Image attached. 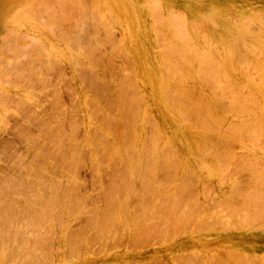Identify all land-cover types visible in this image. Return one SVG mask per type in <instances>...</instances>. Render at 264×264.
I'll return each mask as SVG.
<instances>
[{"label":"rangeland","instance_id":"374dc122","mask_svg":"<svg viewBox=\"0 0 264 264\" xmlns=\"http://www.w3.org/2000/svg\"><path fill=\"white\" fill-rule=\"evenodd\" d=\"M27 1H25L26 3L22 1L19 3L20 1L18 0H0V264H264V214L261 215L264 213L261 211L264 209V0H69L73 4H69L68 0H42L44 3L41 0L39 2L38 0ZM34 1H37L40 5ZM48 1L49 3L46 4ZM25 4L28 6L26 7ZM53 4L56 8H53ZM35 5L46 9L41 10V7L38 8ZM78 6L84 8V10L81 12V8H77ZM24 7L28 12L22 10ZM60 7L65 10H61ZM71 7L75 8L72 9ZM51 8L55 11H51ZM47 9L48 12L46 13L45 11L43 13ZM58 10L65 12L60 14ZM90 10L93 11V14ZM156 10L159 12H156ZM50 15L56 19H52ZM173 16L174 19L171 20ZM156 17L157 19H155ZM62 18H64V21ZM66 19L67 21H65ZM58 20L61 25L63 24L62 27L60 24L57 27H53ZM155 21L158 23H155ZM75 22H77V25ZM75 26H77L78 31L80 30L79 32ZM59 27L63 30V33H61L62 31H60ZM106 27L110 30L107 28V31ZM65 32L66 35H64ZM180 32L184 35L180 34ZM71 34L74 39L70 36ZM69 37L74 43L69 40ZM96 43H98V46ZM86 44L87 46L90 45L89 48L87 47L88 51L85 49ZM91 46L92 49L90 48ZM163 46L166 48L165 52L168 55L164 52ZM171 47H173V50L176 49L175 51L172 50L174 53L170 51ZM233 47H236L234 48L236 50H233L234 52H232ZM187 48L188 50H186ZM237 48H240L239 51ZM85 50L86 52H84ZM177 51L179 52L176 53ZM82 53L85 54L82 56ZM231 54L234 56L233 60ZM180 57H183L185 62ZM204 57L206 60H203ZM187 62L188 67H186ZM213 70L214 72H212ZM202 72L203 74H201ZM222 72L226 73H223V75L221 74ZM177 76H179L180 82H177ZM209 76H211L210 79L214 77L212 78L213 80L207 78ZM215 76L217 77L215 78ZM205 79L210 80V84ZM216 82L222 85L220 84L219 86ZM215 87L218 90L220 89V91L216 89V92H214ZM155 88L157 89L155 90ZM169 90L171 91V96ZM120 93L121 95H119ZM179 94L181 95L179 96ZM171 97L173 99H170ZM128 100H130V104L127 102ZM175 100L177 101L175 102ZM230 100L233 101L230 102ZM118 101L125 107L120 106ZM172 101L174 104L171 103ZM208 102L210 103L208 104ZM118 104L119 108H116ZM184 105L186 106L184 107ZM100 107L105 110L102 109V112ZM206 107L210 108L205 109ZM118 109H120L119 112L121 114H119ZM122 109L124 110L122 111ZM187 109L196 111L193 110L191 113ZM202 109H204L203 113L201 112ZM115 110L118 113L113 114L112 112L114 111L115 113ZM207 110L208 112L211 111L212 114L208 113ZM125 111L126 113H124ZM178 111L179 113L184 111L183 113L185 114L190 112L189 114L191 115L188 116L189 114H186V118L183 114L180 116ZM244 111L246 112L244 113ZM197 112L203 116L202 118L198 115V119L201 122L203 121L202 123L205 122L204 124L200 125L201 122H197L199 121L196 118L198 117ZM205 112L207 116L210 115L212 118L210 116L208 118ZM107 114L109 115L106 116ZM114 115L117 120L113 118ZM240 116L242 119L238 118ZM108 118L109 120L111 119L110 122L112 123L107 124L109 123ZM185 118L191 120L189 121L188 119L189 122H187ZM257 118L258 120H256ZM104 121L105 124L103 123ZM250 121L252 123L248 124ZM246 122L248 123L246 124ZM132 123H135V126ZM261 125L263 126L261 127ZM206 126L209 127L208 130ZM123 127L124 131L122 130ZM210 127L211 131H209ZM253 127H258V130L255 129L257 132H255ZM105 128H110L111 131L108 133L109 129H106V131ZM242 128L244 130H241ZM118 129L125 134L120 135ZM216 129L219 130L217 131ZM133 130L136 136H134ZM153 130L158 131V136L156 132L155 134L158 138L160 137L159 140H157V137L155 138ZM257 133L261 134L255 136L258 135ZM126 134L127 137L129 136L128 139ZM113 139H115V142ZM153 139L158 141L157 144L155 141V146L158 147H155L152 143L154 142ZM126 144V148L122 146V149H120L121 145L125 147ZM114 145L115 149L119 148L116 153L120 150L122 152L123 149L125 151L128 146L129 148H131L130 146H135V148L132 147L133 150L129 149L130 152H127L129 151L127 149L125 152L128 155L123 151L120 159H118L119 153L116 155L118 157L115 156V153H113L114 156H106L108 159L114 157L113 161L110 159L108 161L105 159L106 157L102 156H105L106 151L109 152L112 149L115 152ZM141 145L153 148L149 150L147 148V152H149L145 151V154ZM76 146H78L77 149L80 148L77 152L73 151L74 149L77 150ZM67 149L70 150L67 151ZM151 149L154 151H151ZM112 151L108 155L112 154ZM72 153L77 154L72 155ZM142 153L144 158L141 156ZM149 153H151L150 156ZM123 154L125 155L123 156ZM228 154L233 155L230 157L231 155L229 156ZM130 155L135 158H129L132 157ZM243 155L247 158L243 157ZM126 156L129 157L127 158ZM221 156L225 157L222 158ZM73 157L75 160H73ZM147 157L151 158V161H148ZM159 157L162 160L166 159L165 162ZM121 158L128 159V161L124 160V162L123 159L121 161ZM218 158H220V161ZM144 162L147 164H144ZM150 162L151 164L156 162L154 165L156 169L153 167L155 171L152 165L148 164ZM158 162L161 167L157 165ZM162 162L165 163V167ZM75 163L76 165L74 166ZM128 163L130 165L133 164L130 167ZM232 163L235 164L233 165ZM141 164L142 167L139 166ZM166 165L168 168H166ZM128 166L129 168H127ZM145 166L146 168H144ZM72 167L76 168L73 169ZM172 168L174 170L176 168V171ZM127 169L129 170L126 172L125 170ZM149 170L154 172V175L150 173L153 175L152 177L155 176V180L149 174ZM131 172H133L134 177ZM174 172L177 174H174ZM134 174L137 177L141 174L142 177H136V180ZM147 175L149 176L147 177ZM122 176H126L125 179ZM259 176L263 178V181L261 178L258 179ZM140 178H142V181ZM147 178H150L149 182ZM255 179L258 181H255ZM150 181L157 184V186H153V183L150 184ZM166 183L169 185H166ZM186 183L187 188L186 185L182 187ZM255 184H258V186ZM162 185L166 186L162 188ZM122 187L126 193H124L125 191ZM132 187L136 188V192L135 188L132 189ZM117 188L119 189L116 191ZM152 188L155 190H152ZM253 188L254 192L251 191ZM144 189L146 192L143 191ZM156 189L160 191H156ZM120 190L123 194L119 193ZM206 190H210V195ZM255 191L259 193V198L258 193L257 197H255ZM116 192L120 195H115V197L114 194ZM155 192H158V194L159 192L163 194L168 192L172 196L165 193L164 195L161 194L162 196L160 197V194L158 195ZM129 193H133L129 196L130 201L129 199L127 200ZM140 193L143 197L140 196ZM246 194L249 195V198H247L248 195ZM63 195L67 197L64 198L66 202L62 200ZM69 195L71 196L69 197ZM150 195H154L152 196V201L155 198L157 199L154 201V205L152 201L150 202ZM164 196L166 197L163 198ZM122 198L124 201L125 199L126 202L128 201L129 207L126 206L127 203ZM253 198L256 199L253 200ZM140 199H143V201ZM191 199L194 201H191ZM223 199L225 200L223 201ZM67 200L69 201L68 204H66ZM116 200L120 202L118 203L119 205ZM186 200L191 201V203L186 202ZM257 201H259L258 204ZM135 202L137 205H135ZM115 203L123 208L120 207L119 209ZM121 203L122 205H120ZM184 203H189L191 208L195 209L192 210L187 204L182 207ZM32 204L37 205L33 207ZM39 204L42 208L38 206ZM62 204L64 208L61 206ZM140 205L143 206L141 207ZM159 205L160 207H158ZM170 205L171 207H169ZM35 206H38L39 209ZM53 206L54 209L57 207L58 211H60L61 207V213L57 212V208L53 213ZM172 206H174L173 212L171 211ZM187 206L190 209H187ZM127 207L128 209H126ZM180 207L184 210L182 209L183 211H181ZM233 208L239 210L236 211ZM109 209L110 212L108 211ZM148 209L153 210L151 213L155 212L154 214L156 215H152ZM186 209L187 211H185ZM258 209L261 214H256ZM158 210L159 212H156ZM178 210L183 212L182 215H177ZM191 210L192 214L190 216L194 215L193 217L195 218L200 215L199 218L196 217L197 219H194L191 217L190 220L192 219V222L188 218L190 216L187 217V221L180 219L186 217L185 215H188L189 212L191 213ZM114 211L115 213H113ZM144 211L146 215H144ZM208 211L210 215L212 214L211 216H206L208 213L204 214V212ZM226 211H229L226 213L227 215L225 214ZM103 212L108 213L104 214ZM171 212L174 214L172 215ZM195 212L197 215H195ZM36 213L41 214V217L39 215L35 217ZM160 213L161 220H158ZM49 214H52L53 218L48 219ZM112 214H115L114 218ZM131 214H134V216ZM202 214L204 215L201 217ZM238 214H241L245 221ZM43 215L44 217H42ZM105 215L107 216L105 217ZM175 215L180 222L176 223L177 217H174L176 222L172 220ZM45 216L48 221H45L47 220ZM122 216L126 217L123 218ZM137 216L143 218L139 219ZM200 217L204 219H201L202 222ZM111 219H113V222ZM132 219H135V221H132ZM235 219L238 221H235ZM193 220L195 221L193 222ZM241 220L242 222H240ZM38 222L42 226L44 224V226H40ZM127 222L128 224H126ZM197 222L202 226H199ZM180 223L184 225L178 228ZM130 224L132 225L130 226ZM163 224L167 226L166 228L164 225L166 229L163 228ZM173 224L174 226L177 224V229H171ZM39 228L42 229L40 230ZM105 228L107 229L104 232ZM140 235L143 237L141 238ZM248 260H251V262ZM244 261L246 263H242Z\"/></svg>","mask_w":264,"mask_h":264},{"label":"bare ground","instance_id":"6f19581e","mask_svg":"<svg viewBox=\"0 0 264 264\" xmlns=\"http://www.w3.org/2000/svg\"><path fill=\"white\" fill-rule=\"evenodd\" d=\"M10 1H11V0H10ZM12 1H13V0H12ZM18 1H20L19 3H21V1H22V2H25L26 0H18ZM28 1H29V0H28ZM28 1H27V2H28ZM54 1H56V0H54ZM64 1H65V0H64ZM64 1H63V2H64ZM68 1H69V0H68ZM77 1H78V0H77ZM77 1H75V2H77ZM79 1H80V0H79ZM150 1H151V0H150ZM203 1H204V0H203ZM34 2L38 3L39 0H38V2H37V1H34ZM41 2H43V1L41 0ZM52 2H53V1H52ZM73 2H74V1H73ZM110 2H111V1H110ZM116 2H117V1H116ZM15 3H17V2H15ZM25 3H26V2H25ZM43 3H44V2H43ZM47 3H49V1L46 2V4H47ZM55 3H56V2H55ZM55 3H54V4H55ZM57 3H58V2H57ZM71 3H72V1H71ZM71 3H70V1H69V4H71ZM193 3H194V2H193ZM1 4H2V3H1ZM27 4H29V3H27ZM32 4H33V3H32ZM32 4H31V5H32ZM38 4H39V3H38ZM46 4H45V5H46ZM54 4H53L52 6H54ZM62 4H63V3H62ZM72 4H73V3H72ZM74 4H75V3H74ZM76 4H77V3H76ZM86 4H87V3H86ZM110 4H111V3H110ZM110 4H109V5H110ZM146 4H147V3H146ZM5 5H6V3H5ZM22 5H23V4H22ZM29 5H30V4H29ZM33 5H34V4H33ZM39 5H40V4H39ZM39 5H35V6H37L38 8H40L41 6L39 7ZM42 5H43V4H42ZM79 5H80V4H79ZM13 6H14V5H13ZM25 6L27 7L28 5L25 4ZM43 6H44V5H43ZM50 6H51V5H50ZM59 6H60V4H59ZM59 6H58V7H59ZM81 6H82V4H81ZM83 6H84V5H83ZM93 6H94V5H93ZM113 6H114V5H113ZM119 6H120V5H119ZM152 6H154V5H152ZM181 6H182V5H181ZM46 7H49V6H46ZM79 7H80V6H78L77 8H79ZM5 8H6V7H5ZM9 8H10V7H9ZM35 8H36V7H35ZM35 8H34V9H35ZM38 8H37V9H38ZM41 8H42V7H41ZM53 8H56V7L54 6ZM68 8H70V7H68ZM71 8H72V7H71ZM74 8H75V7H73L72 9H74ZM80 8H81V12H82V10H84V8H82V7H80ZM87 8H88V7H87ZM87 8H86V9H87ZM153 8H154V7H153ZM29 9H30V8H29ZM43 9H46V8L43 7L41 10H43ZM51 9H52V8H51ZM60 9H61V7H60ZM63 9H64V8H63ZM63 9H61V10H63ZM66 9H67V8H66ZM86 9H85V11H86ZM124 9H125V8H124ZM16 10H17V9H16ZM16 10H15V12L18 11V10H17V11H16ZM22 10H25V7H24V9L22 8ZM30 10H31V9H30ZM49 10H50V9H49ZM64 10H65V9H64ZM87 10H89V9H87ZM91 10H92V7H91ZM91 10H90V12H92V14H93V11H91ZM93 10H94V9H93ZM158 10H159V9H158ZM158 10H156V12H157ZM19 11H21V10L19 9ZM25 11L28 12V10H25ZM34 11H36V10H34ZM37 11H38V10H37ZM39 11H40V10H39ZM45 11H46V13H47V12H48V9H47V10H44L43 13H45ZM51 11L54 12L55 10L52 9ZM59 11H60V10H58V13H59ZM75 11H76V10H75ZM77 11H78V10H77ZM137 11H138V10H137ZM151 11H152V10H151ZM202 11H203V10H202ZM226 11H227V10H226ZM15 12H14V13H15ZM40 12H41V11H40ZM62 12H65V11H60V14H63ZM79 12H80V10H79ZM83 12H84V11H83ZM86 12H87V11H86ZM86 12H85V13H86ZM158 12H159V11H158ZM172 12H173V11H172ZM23 13H25V12L23 11ZM43 13H40V14H43ZM56 13H57V12H56ZM5 14H6V12H5ZM12 14H13V13H12ZM15 14H16V13H15ZM54 14H55V13H54ZM66 14H67V13H66ZM73 14H74V13H73ZM89 14H90V13H89ZM154 14H157V13H154ZM158 14H160V13H158ZM221 14H222V13H221ZM17 15H18V14H17ZM33 15H34V14H33ZM46 15H48V14H46ZM52 15H53V14H52ZM78 15H79V14H78ZM86 15H88V14H86ZM86 15H85V17H86ZM174 15H175V14H174ZM10 16H11V15H10ZM10 16H9V17H10ZM14 16H15V15H14ZM23 16H24V15H23ZM68 16H70V15H68ZM81 16H82V15H81ZM90 16H91V14H90ZM175 16H176V15H175ZM0 17H1V16H0ZM2 17H3V16H2ZM7 17H8V15H7ZM44 17H45V16H44ZM50 17H51V15H50ZM56 17H57V16H56ZM62 17H63V16H62ZM79 17H80V16H79ZM16 18H18V17H16ZM51 18H52V17H51ZM70 18H71V17H70ZM73 18H74V17H73ZM83 18H84V17H83ZM1 19H2V18H1ZM3 19H4V18H3ZM24 19H25V18H24ZM38 19L40 20V18H38ZM42 19H43V18H42ZM52 19L55 20L56 18H52ZM67 19H68V17H67ZM67 19H66L65 21H67ZM79 19H80V18H79ZM93 19H94V18H93ZM108 19H110V18L108 17ZM155 19H157V17H156ZM173 19H174V16L172 17L171 20H173ZM175 19H177V18H175ZM19 20H21V19H19ZM43 20H44V19H43ZM62 20L64 21V18H62ZM70 20H71V19H70ZM76 20L78 21V19H76ZM87 20H88V19H87ZM97 20H98V19H97ZM103 20H105V19H103ZM178 20H179V19H178ZM209 20H210V19H209ZM9 21H10V20H9ZM71 21H72V20H71ZM90 21H91V20H90ZM158 21H159V20H158ZM174 21H176V20H174ZM189 21H190V20H189ZM210 21H212V20H210ZM41 22H42V20H41ZM54 22H56V21H54ZM58 22H59V20H58ZM58 22H57V24L54 23V24H56V25L53 26V27H57V25L60 24V22H59V23H58ZM78 22H79V21H78ZM170 22H171V21H170ZM170 22H169V23H170ZM64 23H66V22H64ZM67 23H68V22H67ZM75 23H76V25H77V22H75ZM80 23H81V21H80ZM91 23H92V22H91ZM98 23H99V22H98ZM155 23H158V22L155 21ZM54 24H53V25H54ZM170 24H171V23H170ZM49 25H50V24H49ZM62 25H63V24H62ZM62 25L60 24L61 27H62ZM72 25H73V24H72ZM97 25H98V24H97ZM158 25H159V24H158ZM160 25H161V23H160ZM162 25H163V23H162ZM213 25H215V24H213ZM47 26H48V25H47ZM58 26H59V25H58ZM78 26H79V25H78ZM80 26H82V25H80ZM102 26H104V25H102ZM124 26H125V25H124ZM75 27H76V29H77V26H75ZM229 27H230V26H229ZM59 28H60V27H59ZM72 28L74 29V27H72ZM72 28H71V29H72ZM101 28H102V27H101ZM107 28H108V27H106V29H107ZM180 28H182V27L180 26ZM56 29H58V28H56ZM56 29H55V30H56ZM60 29H61V28H60ZM60 29H59V30H60ZM71 29H70V32H71ZM73 29H72V30H73ZM108 29H109V28H108ZM108 29H107V31H108ZM131 29H132V28H131ZM232 29H233V28H232ZM53 30H54V29H53ZM81 30H82V29H81ZM98 30H99V29H98ZM103 30H104V29H103ZM109 30H110V29H109ZM176 30H177V29H176ZM60 31H62L61 33H63V30H62V29H61ZM77 31H78V29H77ZM79 31H80V30H79ZM79 31H78V32H79ZM104 31H105V30H104ZM111 31H112V29H111ZM178 31H179V30H178ZM222 31H223V30H222ZM83 32H84V31H83ZM95 32H96V30H95ZM158 32L160 33V31H158ZM14 33H15V32H14ZM132 33H133V32H132ZM178 33H179V32H178ZM181 33H182V32H180V34H181ZM72 34H73V33H72ZM72 34H71L70 36H72V37H73L72 39H74V36H73ZM77 34H78V33H77ZM79 34H80V33H79ZM182 34H183V33H182ZM205 34H206V33H205ZM64 35H66V32L64 33ZM68 35H69V33H68ZM84 35H85V34H84ZM89 35H90V34H89ZM96 35H97V33H96ZM183 35H184V34H183ZM183 35H181V36H183ZM10 36H11V35H10ZM18 36H20V35H18ZM62 36H63V35H62ZM92 36H93V35H92ZM259 36H260V35H259ZM75 37H76V36H75ZM95 37H96V36H95ZM183 37H185V36H183ZM208 37H209V36H208ZM247 37H248V36H247ZM65 38H66V36H65ZM72 39H70V37H69V40H71V42H72ZM78 39H79V38H78ZM202 39H203V38H202ZM217 39H218V38H217ZM62 40H63V39H62ZM67 40H68V39H67ZM67 40H66V41H67ZM92 40H93V39H92ZM189 40H190V39H189ZM227 40H228V39H227ZM96 41H97V40H96ZM161 41H162V39H161ZM224 41H225V39H224ZM67 42H68V41H67ZM71 42H70V43H71ZM159 42H160V41H159ZM189 42H190V41H189ZM191 42H192V40H191ZM72 43H74V41H73ZM77 43H78V41H77ZM99 43H100V42H99ZM238 43H239V42H238ZM255 43H256V42H255ZM80 44H81V43H80ZM88 44H89V42H88ZM97 44H98V43H96V45H97ZM170 44H171V43H170ZM233 44H234V43H233ZM263 44H264V43H263ZM91 45H92V44H91ZM99 45H100V44H99ZM165 45L167 46V44H165ZM186 45H187V44H186ZM236 45H237V44H236ZM241 45H242V44H241ZM67 46H69V45H67ZM79 46H80V45H79ZM82 46H83V44H82ZM89 46H90V45H89ZM89 46H87V44H86V46H85L86 48H85V49L87 50V47L89 48ZM97 46H98V45H97ZM248 46H249V45H248ZM83 47H84V46H83ZM83 47H82V48H83ZM93 47H94V46H93ZM169 47H170V46H169ZM174 47H175V44H174ZM188 47H190V46H188ZM237 47H238V46H237ZM241 47H242V46H241ZM13 48H14V47H13ZM21 48H22V47H21ZM68 48H69V47H68ZM79 48H81V47H79ZM79 48H77V49H79ZM90 48L92 49V46H91ZM163 48H164V46H163ZM167 48H168V47H167ZM192 48H193V47H192ZM234 48H236V47H233L232 52H234L233 50H236V49H234ZM242 48H243V47H242ZM91 49H90V50H91ZM165 49H166V48L163 49L164 52H165ZM168 49H169V48H168ZM237 49H238V48H237ZM239 49H240V48H239ZM239 49H238V51H239ZM70 50H71V48H70ZM86 50H85L84 52H86ZM90 50H89V51H90ZM93 50H94V48H93ZM172 50H173V47L170 48V51H171V52H172ZM175 50H176V49H174L173 51H175ZM183 50H185V49H183ZM186 50H188V48H187ZM245 50H246V49H245ZM245 50H244V51H245ZM248 50L251 51L250 49H248ZM58 51H59V50H58ZM74 51H75V50H74ZM87 51H88V50H87ZM96 51H97V49H96ZM64 52H65V51H64ZM79 52H80V51H79ZM178 52H179V51H177L176 53H178ZM185 52H186V51H185ZM76 53H77V52H76ZM87 53H90V52H87ZM87 53H86V54H87ZM165 53H166V52H165ZM172 53H174V52H172ZM190 53H191V52H190ZM202 53H203V52H202ZM239 53H240V52H239ZM83 54H85V53H82V56H83ZM91 54H92V53H91ZM186 54H189V53H186ZM194 54H196V53L194 52ZM200 54H201V53H200ZM207 54H209V53H207ZM245 54H246V53H245ZM89 55H90V54H89ZM93 55H94V54H93ZM166 55H168V54L166 53ZM172 55H173V54H172ZM196 55H197V54H196ZM196 55H195V56H196ZM210 55H211V54H210ZM233 55H234V54H233ZM240 55H241V54H240ZM55 56H56V55H55ZM75 56H76V55H75ZM183 56H184V55H183ZM204 56L206 57V55H204ZM89 57H90V56H89ZM177 57H178V56H177ZM185 57H186V56H185ZM196 57H197V56H196ZM205 57L203 58V60L205 59ZM231 57H232V60H233V57H234V56H232V54H231ZM231 57H230V58H231ZM242 57H243V56H242ZM242 57H241V58H242ZM252 57H253V56H252ZM252 57H251V58H252ZM190 58H191V57H190ZM201 58H202V56H201ZM201 58H200V59H201ZM210 58H211V56H210ZM65 59H66V58H65ZM71 59H72V57H71ZM82 59H83V58H82ZM180 59H181V60H182V59L184 60L183 57H182V58L180 57ZM86 60H88V59H86ZM95 60H96V59H95ZM98 60H99V59H98ZM171 60H172V59H171ZM195 60H196V59H195ZM205 60H206V59H205ZM213 60H214V59H213ZM242 60H243V59H242ZM249 60H250V59H249ZM71 61H72V60H71ZM197 61H198V59H197ZM199 61H200V60H199ZM224 61H225V60H224ZM244 61H245V60H244ZM97 62H98V61H97ZM179 62H180V61H179ZM183 62H185V60H184ZM194 62H195V61H194ZM238 62H239V61H238ZM76 63H77V62H76ZM87 63H88V61H87ZM90 63H91V62H90ZM181 63H182V62H181ZM190 63H191V62H190ZM206 63H207V62H206ZM214 63H215V62H214ZM174 64H175V63H174ZM187 64H188V62L186 63V67H188ZM210 64H211V63H210ZM236 64H237V63H236ZM241 64H242V63H241ZM108 65H109V64H108ZM249 65H250V64H249ZM145 66H146V65H145ZM169 66H170V64H169ZM179 66H180V65H179ZM190 66H191V65H190ZM199 66H200V65H199ZM228 66H229V65H228ZM237 66H238V65H237ZM81 67H82V66H81ZM165 67H166V65H165ZM167 67H168V66H167ZM173 67H175V66H173ZM182 67H183V66H182ZM88 68H89V67H88ZM169 68H170V67H169ZM197 68H199V67H197ZM208 68H209V67H208ZM211 68H212V67H211ZM217 68H218V67H217ZM238 68H239V67H238ZM170 69H171V68H170ZM183 69H184V67H183ZM192 69H193V68H192ZM89 70L91 71V69H89ZM174 70H175V69H174ZM177 70H178V68H177ZM188 70H189V69H188ZM249 70H250V69H249ZM31 71H32V70H31ZM108 71H109V70H108ZM179 71H180V70H179ZM200 71H201V70H200ZM208 71H209V69H208ZM204 72H205V71H204ZM212 72H214V70H213ZM215 72H216V71H215ZM223 73H224V72H222L221 74H223ZM225 73H226V72H225ZM225 73H224V74H225ZM260 73H261V72H260ZM201 74H203V72H202ZM224 74H223V75H224ZM176 75H177V74H176ZM205 75H206V73H205ZM223 75H222V76H223ZM249 75H250V74H249ZM110 76H111V75H110ZM135 76H136V75H135ZM169 76H170V75H169ZM169 76H168V77H169ZM183 76H184V75H183ZM194 76H195V75H194ZM94 77H95V76H94ZM168 77H167V78H168ZM171 77H172V76H171ZM178 77H179V76H177V79H178ZM186 77H187V76H186ZM205 77H206V76H205ZM210 77H211V76H209V77H207V78L210 79ZM216 77H217V76H215V78H216ZM218 77H219V76H218ZM250 77H251V75H250ZM169 78H170V77H169ZM187 78H188V77H187ZM192 78H193V77H192ZM201 78H202V77H201ZM212 78H214V77H212ZM212 78H211L210 80H213ZM227 78H228V76H227ZM22 79H23V78H22ZM108 79H109V78H108ZM110 79H111V78H110ZM185 79H186V78H185ZM219 79H220V78H219ZM225 79H226V76H225ZM251 79H252V78H251ZM205 80H207V79H205ZM205 80H204V81H205ZM210 80H209V81H210ZM226 80H227V79H226ZM163 81H164V80H163ZM173 81H174V80H173ZM180 81H181L180 79L177 80V82H180ZM189 81H191V80H189ZM209 81L207 80L206 82L209 83ZM32 82H33V81H32ZM130 82H131V81H130ZM130 82H129V83H130ZM175 82H176V81H175ZM177 82H176V83H177ZM183 82H184V81H183ZM207 83H206V85H207ZM211 83L213 84L212 81H211ZM217 83H218V82H216V84H217ZM178 84H179V83H178ZM209 84H210V83H209ZM209 84H208V85H209ZM216 84H215V86H216ZM218 84H219V83H218ZM220 84H221V83H220ZM220 84H219V86H220ZM121 85H122V84H121ZM129 85H130V84H129ZM221 85H222V84H221ZM176 86H177V85H176ZM133 87H134V86H133ZM163 87H164V86H163ZM117 88H118V87H117ZM121 88H122V87H121ZM129 88H130V87H129ZM261 88H262V87H261ZM156 89H157V88H155V90H156ZM203 89H204V88H203ZM216 89H217V88L215 87L214 92H216ZM119 90H120V89H119ZM131 90H132V89H131ZM137 90H139V89H137ZM217 90H218V89H217ZM169 91H170V90H169ZM218 91H220V89H219ZM121 92H122V91H121ZM127 92H128V91H127ZM166 92H167V91H166ZM182 92H183V91H182ZM184 92H186V91H184ZM209 92H210V91H209ZM167 93H168V92H167ZM175 93H176V91H175ZM175 93H174V94H175ZM211 93H212V92H211ZM126 94H127V93H126ZM130 94H131V93H130ZM163 94H164V93H163ZM163 94H162V95H163ZM168 94H169V93H168ZM168 94H167V95H168ZM189 94H190V93H189ZM250 94H251V93H250ZM119 95H121V93H120ZM122 95H123V92H122ZM140 95H141V93H140ZM140 95H139V96H140ZM180 95H181V94H179V96H180ZM215 95H216V94H215ZM231 95H232V94H231ZM231 95H230V96H231ZM234 95H235V94H234ZM256 95H257V94H256ZM168 96H169V95H168ZM170 96H171V91H170ZM170 96H169V97H170ZM179 96H178V97H179ZM187 96H188V95H187ZM192 96H193V94H192ZM223 96H224V95H223ZM226 96H227V95H226ZM250 96H252V95H250ZM250 96H249V97H250ZM116 97L118 98V96H116ZM119 97H120V96H119ZM121 97H122V96H121ZM166 97H167V96H166ZM232 97H233V99H235L234 96H232ZM97 98H98V97H97ZM113 98H114V97H113ZM123 98H124V97H123ZM131 98H132V97H131ZM181 98H183V97L181 96ZM191 98H192V97H191ZM191 98H190V99H191ZM115 99H116V98H115ZM134 99H135V98H134ZM170 99H173V98L171 97ZM175 99H177V98H175ZM226 99H227V98H226ZM226 99H225V100H226ZM178 100H179V99H178ZM217 100H218V98H217ZM129 101H130V100H128L127 102H129ZM173 101H174V100H173ZM173 101H172L171 103H173ZM176 101H177V100H175V102H176ZM207 101H209V100H207ZM231 101H233V100H230V102H231ZM90 102H91V101H90ZM108 102H109V101H108ZM116 102H117V101H116ZM119 102H120V101H118V103H119ZM121 102H122V101H121ZM123 102H124V101H123ZM127 102H126V103H127ZM134 102H135V101H134ZM164 102H165V101H164ZM188 102H189V101H188ZM192 102H193V101H192ZM201 102H202V100H201ZM257 102H258V101H257ZM96 103H97V102H96ZM98 103H99V102H98ZM181 103H182V102H181ZM181 103H180V104H181ZM209 103H210V102H208V104H209ZM214 103H215V102H214ZM254 103H256V102H254ZM254 103H253V104H254ZM116 104H117V103H116ZM119 104H120V106H124V105H121V103H119ZM119 104H118L117 106L115 105L116 108H119ZM129 104H130V102H129ZM131 104H132V102H131ZM173 104H174V103H173ZM178 104H179V103H178ZM183 104H184V103H183ZM201 104H202V103H201ZM226 104H227V103H226ZM228 104H229V103H228ZM239 104H241V103H239ZM99 105H100V104H99ZM157 105H158V104H157ZM175 105H176V103H175ZM195 105H196V104H195ZM198 105H199V104H198ZM206 105H207V104H206ZM215 105H216V104H215ZM221 105H222V104H221ZM243 105H244V104H243ZM100 106H101V105H100ZM106 106H107V105H106ZM131 106H132V105H131ZM169 106H170V105H169ZM185 106H186V105H184V107H185ZM202 106H203V105H202ZM217 106H218V105H217ZM223 106H224V105H223ZM232 106L234 107V105H232ZM232 106H231V108H232ZM257 106H258V105H257ZM97 107H98V106H97ZM103 107H104V106H103ZM112 107H113V106H112ZM124 107H125V106H124ZM129 107H130V106H129ZM137 107H138V106H137ZM235 107L238 109V107H237L236 105H235ZM242 107H243V106H242ZM100 108H101V107H100ZM108 108H109V107H108ZM131 108H132V107H131ZM193 108H194V107H193ZM207 108H208V107H206L205 109H207ZM209 108H210V107H209ZM209 108H208V109H209ZM246 108H247V107H246ZM246 108H245V110H246ZM257 108H258V107H257ZM102 109L105 110L104 108H101V111H102ZM120 109H121V108H120ZM120 109H118V112L120 111ZM129 109H130V108H129ZM129 109H128V110H129ZM138 109H139V108H138ZM172 109H173V108H172ZM174 109H176V108H174ZM177 109H178V108H177ZM196 109H197V108H196ZM242 109H243V108H242ZM249 109H250V108H249ZM98 110H99V109H98ZM110 110H111V108H110ZM123 110H124V109H122V111H123ZM187 110H188V109H187ZM187 110H185V111H187ZM189 110H190V109H189ZM189 110H188V111H189ZM193 110H194V109H193ZM193 110H192V111H193ZM203 110H204V109H202V111H201L202 113H203ZM214 110H215V109H214ZM243 110H244V109H243ZM247 110H248V109H247ZM58 111H59V110H58ZM115 111H116V110H115ZM126 111H127V110H126ZM126 111H125L124 113H126ZM136 111H137V110H136ZM190 111H191V110H190ZM192 111H191V113H192ZM194 111H196V110H194ZM91 112H92V111H91ZM93 112H94V110H93ZM96 112H97V110H96ZM96 112H95V114H96ZM98 112H99V111H98ZM102 112H103V111H102ZM104 112H105V111H104ZM118 112L116 111V112L114 113V111H113L112 113H113V114H116V113H118ZM128 112H129V111H128ZM128 112H127V113H128ZM183 112H184V111H183ZM183 112H182V113H181V112L179 113V111H178V114H179L180 116H181V114H183V116L185 115V117H186V116L190 113V112H189L188 114L186 113V114H187V115H186V114L183 113ZM207 112H208V110H207ZM242 112H243V111H242ZM245 112H246V111H244V113H245ZM253 112H254V111H253ZM100 113H101V112H100ZM176 113H177V112H176ZM194 113H195V112H194ZM205 113H206V112H205ZM205 113H204V114H205ZM208 113L212 114L211 111L208 112ZM232 113H233V112H232ZM237 113H239V112L237 111ZM237 113H235V114H237ZM249 113H250V112H249ZM249 113H248V114H249ZM119 114H121V113L119 112ZM122 114H123V113H122ZM135 114H136V112H135ZM240 114H241V113H240ZM240 114H239V115H240ZM251 114H252V113H251ZM258 114H259V113H258ZM59 115H60V114H59ZM108 115H109V114H107L106 116H108ZM111 115H112V114H111ZM166 115H167V114H166ZM190 115H191V114H189L188 116H190ZM193 115H194V114H193ZM198 115L201 116V114H199V113L197 112V116H198ZM202 115H203V114H202ZM205 115L207 116V113H206ZM114 116H115V115H114ZM114 116H113V118L116 119L117 117H116V116L114 117ZM120 116L122 117V115H120ZM132 116H133V114H132ZM148 116H149V115H148ZM199 116L196 117V118L198 119ZM208 116H210V115H208ZM208 116H207V117H208ZM214 116H215V115H214ZM222 116H223V115H222ZM245 116H246V115H245ZM91 117H92V116H91ZM109 117H110V116H109ZM169 117H170V116H169ZM201 117L203 118V116H201ZM210 117L212 118V116H210ZM251 117H252V116H251ZM92 118H93V117H92ZM96 118H97V117H96ZM111 118H112V116H111ZM113 118H112V119H113ZM118 118H119V117H118ZM136 118H137V117H136ZM186 118H187V117H186ZM186 118H185V119H186ZM208 118H209V117H208ZM211 118H210V119H211ZM238 118L242 119L241 116L238 117ZM254 118H255V117H254ZM115 119H114V121H115ZM188 119H189V118H188ZM188 119H186L187 122H189V121L192 119V117H191V119H189V121H188ZM205 119H206V117H205ZM205 119H204V120H205ZM215 119H216V118H215ZM56 120H57V119H56ZM97 120H98V119H97ZM105 120H106V118H105ZM108 120H109V118H108ZM110 120H111V119H110ZM110 120H109V123H107V122H106V123H107V124L112 123V122H110ZM116 120H117V119H116ZM146 120H147V119H146ZM186 120H185V121H186ZM195 120H196V119H195ZM198 120H199V121H197V122L200 123L201 120H200V119H198ZM212 120H213V119H212ZM220 120H221V119H220ZM223 120H224V119H223ZM245 120H246V119H245ZM254 120H255V119H254ZM254 120H253V121H254ZM256 120H258V118H257ZM86 121H87V120H86ZM112 121H113V120H112ZM125 121H126V120H125ZM130 121H131V119H130ZM170 121H171V120H170ZM192 121H193V120H192ZM205 121H206V120H205ZM243 121H244V120H243ZM92 122H93V121H92ZM117 122H118V121H117ZM117 122H116V123H117ZM122 122H123V120H122ZM149 122H150V121H149ZM151 122H152V121H151ZM194 122H195V121H194ZM194 122H193V123H194ZM202 122H203V121H202ZM202 122L200 123V125L205 123V122H204V123H202ZM207 122H209V121H207ZM213 122H214V121H213ZM216 122H217V121H216ZM216 122H215V123H216ZM222 122H224V121H222ZM103 123L105 124V121H104ZM103 123H102V124H103ZM119 123H120V121H119ZM124 123L126 124V122H124ZM146 123H147V121H146ZM154 123H155V122H154ZM211 123H212V122H211ZM228 123H229V122H228ZM230 123H231V122H230ZM244 123H245V122H244ZM247 123H248V122H246V124H247ZM251 123H252V121H250V123H248V124H251ZM120 124H121V123H120ZM129 124H130V122H129ZM132 124L134 125L135 123H132ZM132 124H131V125H132ZM172 124H173V123H172ZM197 124H198V123H197ZM206 124H207V123H206ZM258 124H259V123H258ZM260 124H261V123H260ZM73 125H74V124H73ZM115 125H116V124H115ZM115 125H114V128H115ZM151 125L154 127L153 124H151ZM209 125H210V124H209ZM209 125H207V126H209ZM231 125H232V124H231ZM255 125H257V124L255 123ZM255 125L253 124V126H255ZM79 126H80V125H79ZM105 126H106V125H105ZM105 126H104V127H105ZM108 126H110V125H108ZM134 126H135V125H134ZM147 126H148V125H147ZM157 126H158V125H157ZM195 126H196V125H195ZM195 126H194V127H195ZM204 126H205V125H204ZM207 126H206V128H207V130H208L209 127H207ZM215 126H216V125H215ZM240 126H242V125H240ZM246 126H247V125H246ZM251 126H252V125H251ZM262 126H263V125H261V127H262ZM77 127H78V126H77ZM131 127H132V126H131ZM136 127H137V126H136ZM145 127H146V126H145ZM211 127H212V126H211ZM211 127H210V130H209V131H211ZM218 127H219V126H218ZM234 127H235V126H234ZM243 127H244V126H243ZM255 127H256V126H255ZM258 127H259V126H258ZM258 127H257V128H254V127H253V128H254V130H255V129L258 130ZM261 127H260V128H261ZM75 128H76V127H75ZM126 128H127V127H126ZM129 128H130V127H129ZM132 128H133V127H132ZM203 128H205V127H203ZM206 128H205V129H206ZM213 128H214V127H213ZM235 128H239V127L236 126ZM76 129H77V128H76ZM94 129H95V128H94ZM106 129H109V130H108V133H109V131H111L110 128H105V130H106ZM116 129H117V128H116ZM123 129H124V127L122 128V130H123ZM220 129H221V127H220ZM226 129H227V128H226ZM229 129H230V128H229ZM251 129H252V128H251ZM74 130H75V129H74ZM96 130H97V129H96ZM131 130H132V129H131ZM134 130H135V129H134ZM134 130H133V134H134V136H136V134L134 133ZM157 130H158V128H157ZM216 130L218 131L219 129H216ZM241 130H244V129L242 128ZM241 130H240V131H241ZM252 130H253V129H252ZM254 130H253V131H254ZM61 131H62V130H61ZM76 131H77V130H76ZM106 131H107V130H106ZM118 131H120V133H119L120 135H121V134H122V135L125 134L124 132H123V133H124V134H123V133L121 132V130H119V129H118ZM123 131H124V130H123ZM153 131H154V130H153ZM237 131H239V130H237ZM99 132H100V131H99ZM115 132H116V131H115ZM155 132H156V134H157V136H158V131H154L153 134H155ZM206 132H208V131H206ZM206 132H205V133H206ZM221 132H222V131H221ZM223 132H224V131H223ZM228 132H229V131H228ZM233 132H235V131H233ZM255 132H257V131L255 130ZM258 132H259V131H258ZM149 133H150V132H149ZM72 134H73V133H72ZM114 134H115V133H114ZM119 134H116V135H119ZM131 134H132V133H131ZM131 134H130V135H131ZM150 134L153 135L152 133H150ZM156 134H155V138L157 137ZM192 134H193V133H192ZM208 134H209V132H208ZM234 134H236V133H234ZM250 134H253V133H250ZM254 134H255V133H254ZM257 134H258V133H257ZM259 134H261V133H259ZM259 134H258V135H255V136H259ZM263 134H264V133H263ZM99 135H100V134H99ZM109 135H110V134H109ZM220 135H221V134H220ZM223 135H224V134H223ZM232 135H233V134H232ZM237 135H238V134H237ZM144 136H145V135H144ZM153 136H154V135H153ZM153 136H152V137H153ZM224 136H225V135H224ZM227 136H228V135H227ZM230 136H231V135H230ZM250 136H251V135H250ZM252 136H254V135H252ZM255 136H254V137H255ZM128 137H129V136H128ZM128 137H127V134H126V138H127V139H128ZM141 137H142V136H141ZM141 137H140V139H141ZM148 137H149V136H148ZM201 137H202V135H201ZM220 137H221V136H220ZM228 137H229V136H228ZM238 137H239V135H238ZM51 138H52V137H51ZM65 138H66V137H65ZM92 138H93V137H92ZM99 138H100V136H99ZM99 138H98V139H99ZM106 138H107V137H106ZM113 138H114V137H113ZM116 138H118V137H116ZM144 138H145V137H144ZM149 138H151V137H149ZM149 138H148V139H149ZM153 138H154V137H153ZM159 138H160V137H159ZM159 138L157 137V140H159ZM209 138H210V137H209ZM221 138H222V137H221ZM225 138H227V137H225ZM248 138H249V137H248ZM251 138H252V137H251ZM255 138H256V137H255ZM255 138H254V139H255ZM58 139H59V138H58ZM87 139H88V137H87ZM100 139H101V138H100ZM108 139H109V138H108ZM108 139H107V140H108ZM123 139H125V138H123ZM252 139H253V138H252ZM63 140H64V139H63ZM101 140H102V139H101ZM114 140H115V139H113V141H114ZM125 140H126V139H125ZM142 140H144V139L142 138ZM157 140H155V141H156V144H157V142H158ZM249 140H250V138H249ZM256 140H257V139H256ZM256 140H255V141H256ZM66 141H67V140H66ZM94 141H95V140H94ZM121 141H123V140L121 139ZM126 141H127V140H126ZM126 141H125V143H126ZM129 141H130V140H129ZM133 141H135V140H133ZM153 141H154V139H153ZM155 141L152 142V143L154 144V146H155ZM217 141H218V140H217ZM250 141H251V140H250ZM253 141H254V140H253ZM107 142H108V141H107ZM111 142H112V141H111ZM114 142H115V141H114ZM118 142H119V141H118ZM165 142H166V141H165ZM170 142H171V141H170ZM223 142H224V141H223ZM228 142H229V141H228ZM59 143H60V142H59ZM67 143H68V142H67ZM75 143H76V142H75ZM77 143H78V142H77ZM102 143H103V142H102ZM120 143H122V142H120ZM142 143H145V142L142 141ZM95 144H96V143H95ZM112 144H113V142H112ZM115 144H116V143H115ZM127 144H129V143L127 142ZM127 144L125 145V147H124V145H121V146H120V149H122V146H123V148H126ZM149 144H150V143H149ZM153 144H151V145L153 146ZM168 144H169V143H168ZM200 144H201V143H200ZM235 144H236V143H235ZM261 144H262V143H261ZM69 145H70V144H69ZM79 145H81V143H79ZM104 145H105V144H104ZM118 145H120V144H118ZM131 145H132V143H131ZM133 145H134V143H133ZM145 145H146V143H145ZM222 145H223V144H222ZM224 145H226V144H224ZM91 146H92V145H91ZM106 146H108V145H106ZM141 146H142V148H144V153L146 154L148 146H147V147H146V146L143 147V145H141ZM191 146H192V145H191ZM196 146H197V145H196ZM59 147H60V146H59ZM77 147H78V146H76V149H77ZM98 147H99V146H98ZM103 147H104V146H103ZM110 147L112 148V146H110ZM118 147H119V146H118ZM130 147H131V148H129V146H128L127 149H128V150H129V149H130V150H131V149L133 150V148H135V146H130ZM132 147H133V148H132ZM155 147H158V146H155ZM155 147H154V148H155ZM162 147H163V146H162ZM199 147H200V146H199ZM216 147H217V146H216ZM263 147H264V146H263ZM66 148H67V147H66ZM82 148H83V147H82ZM84 148H85V146H84ZM94 148H95V147H94ZM106 148H108V147H106ZM106 148H105V149H106ZM113 148H114L115 152L112 151V150H113V149H112V150H110V151H112V154L108 155V153H111V152H110V151L107 152V151L105 150L106 153H107V155H106V153H105V156H102V157H106V156L109 157V156H112L113 153H115V156H116L117 153H119V154H118L119 157H118V156H116V157H118V159H120V157H122V156H120V155L123 153L124 149H123L122 152H121V150H120V151H118V152L116 153V150H117V149L119 150V148H116V149H115V145H114ZM145 148H146V149H145ZM150 148H153V147H150ZM150 148H148V150H149ZM169 148H170V145H169ZM182 148H183V147H182ZM200 148H201V147H200ZM217 148H218V147H217ZM72 149H74V148H72ZM127 149H126L125 151H127ZM163 149H165V148H163ZM206 149H207V148H206ZM63 150H64V149H63ZM65 150H66V149H65ZM69 150H70V149H67V151H69ZM78 150H80V148L77 149V150L74 149L73 151L77 152ZM108 150H109V148H108ZM130 150L127 151V152H130ZM169 150H171V149H169ZM169 150H168V151H169ZM172 150H173V149H172ZM233 150H234V149H233ZM89 151H90V150H89ZM125 151H124V152H125ZM136 151H137V150H136ZM145 151H146V152H145ZM151 151H154V150L151 149ZM151 151H150V152H151ZM194 151H195V150H194ZM194 151H193V152H194ZM202 151H203V149H202ZM210 151H211V150H210ZM48 152H50V151H48ZM59 152H60V151H59ZM120 152H121V153H120ZM127 152H125V154H127ZM148 152H149V151H148ZM148 152H147V153H148ZM160 152H161V151H160ZM162 152H163V151H162ZM172 152H173V151H172ZM195 152H196V151H195ZM208 152H209V151H208ZM219 152H220V151H219ZM233 152H234V151H233ZM51 153H52V152H51ZM55 153H56V151H55ZM69 153H70V152H69ZM101 153H102V151H101ZM131 153H133V152H131ZM140 153H141V152H140ZM151 153H152V152H151ZM151 153H149V156H150ZM174 153H175V152H174ZM203 153H204V152H203ZM220 153H221V152H220ZM70 154H71V153H70ZM74 154H75V153H72V155H74ZM76 154H77V153H76ZM76 154H75V155H76ZM78 154H80V153H78ZM125 154H123V156H124ZM136 154H137V153H136ZM153 154H154V153H153ZM153 154H152V155H153ZM207 154H208V153H207ZM209 154H210V153H209ZM93 155H94V154H93ZM103 155H104V153H103ZM127 155H128V154H127ZM152 155H151V157H153ZM163 155H164V154H163ZM170 155H171V154H170ZM179 155H180V154H179ZM228 155L230 156L231 154H228ZM232 155H233V154H232ZM232 155H231L230 157H232ZM113 156H114V155H113ZM130 156H132V157H129V156H128V157H129V158H133V157H134L133 155H130ZM135 156H136V155H135ZM141 156H143V153L141 154ZM173 156H174V155H173ZM173 156H172V157H173ZM214 156H215V155H214ZM74 157H75V156H74ZM74 157H73V160H75ZM126 157H127V156H126ZM128 157H127V158H128ZM145 157H146V156H145ZM221 157H222V156H221ZM224 157H225V156H224ZM224 157H222V158H224ZM243 157H246V156L243 155ZM262 157H263V156H262ZM67 158H68V157H67ZM69 158H70V157H69ZM71 158H72V157H71ZM93 158H94V157H93ZM95 158H96V157H95ZM113 158H114V157H113ZM113 158H109V159L112 160ZM134 158H135V157H134ZM140 158H141V157H140ZM143 158H144V156H143ZM147 158H148V157H147ZM155 158H157V157H155ZM155 158H154V159H155ZM159 158L161 159V157H159ZM165 158H167V156H165ZM176 158H177V157H176ZM226 158H227V157H226ZM239 158H241V157H239ZM246 158H247V157H246ZM246 158H245V159H246ZM59 159H60V158H59ZM101 159H102V158H101ZM105 159L109 161V159H108L107 157H106ZM118 159H117V160H118ZM122 159H123V158H121V161H122ZM136 159H137V158H136ZM150 159H151V158H148V161H149ZM160 159H159V161L162 160V159H161V160H160ZM213 159H214V158H213ZM213 159H212V160H213ZM219 159H220V158H218V160H219ZM232 159H233V158H232ZM69 160H70V159H69ZM71 160H72V159H71ZM117 160H116V162H117ZM124 160H125V159H123V161H124ZM134 160H135V159H134ZM145 160H147V159H145ZM163 160H164V159H163ZM163 160H162V161H163ZM165 160H166V159H165ZM165 160H164V162H165ZM203 160H204V159H203ZM218 160H217V161H218ZM224 160H225V159H224ZM60 161H61V160H60ZM112 161H113V160H112ZM125 161H128V159L125 160ZM125 161H124V162H125ZM135 161L137 162V160H135ZM150 161H151V160H150ZM154 161H155V160H154ZM157 161H158V160H157ZM174 161H175V160H174ZM174 161H173V162H174ZM201 161H202V160H201ZM219 161H220V160H219ZM222 161H223V160H222ZM236 161H237V160H236ZM240 161H241V160H240ZM240 161H239V162H240ZM53 162H54V161H53ZM65 162H66V161H65ZM73 162H75V161H73ZM73 162H71V163H73ZM110 162H111V161H110ZM124 162H123V164H124ZM138 162H139V159H138ZM177 162H178V161H177ZM225 162H226V161H225ZM67 163H68V162H67ZM69 163H70V162H69ZM76 163H77V162H76ZM76 163L74 164V166L76 165ZM105 163H106V161H105ZM105 163H104V164H105ZM107 163H108V162H107ZM111 163H112V162H111ZM118 163H119V161H118ZM126 163H127V162H126ZM139 163H140V162H139ZM141 163H142V160H141ZM145 163H146V162H144V164H145ZM152 163H153V164H151V162H150V163H148V164H151V165H152V168H153V167H155L154 165L156 164V162H152ZM158 163H159V162H158ZM158 163H157V165H160V163H159V164H158ZM162 163H163V162H162ZM162 163H161V164H162ZM169 163H170V161H169ZM169 163H168V164H169ZM221 163H222V162H221ZM235 163H236V162H235ZM235 163H232V164L234 165ZM241 163H242V162H241ZM53 164H54V163H53ZM59 164H60V163H59ZM63 164H64V162H63ZM109 164H110V163H109ZM128 164H129V163H128ZM132 164H133V163H132ZM132 164H131V165H132ZM146 164H147V163H146ZM163 164H164V167H165V163H163ZM166 164H167V162H166ZM175 164H176V163H175ZM217 164H218V162H217ZM92 165H93V164H92ZM115 165H116V164H115ZM131 165L129 164L130 167H131ZM134 165H135V162H134ZM137 165H138V164H137ZM227 165H228V163H227ZM248 165H249V164H248ZM261 165H263V164H261ZM57 166H58V165H57ZM112 166H113V165H112ZM129 166H128L127 168H129ZM139 166L142 167V164L139 165ZM173 166H174V165H173ZM179 166H180V165H179ZM179 166H178V167H179ZM263 166H264V165H263ZM65 167H66V166H65ZM69 167H71V166H69ZM108 167H109V165H108ZM114 167H115V166H114ZM116 167H117V166H116ZM118 167H119V165H118ZM133 167H134V166H133ZM136 167H137V166H136ZM150 167H151V166H150ZM160 167H161V165H160ZM164 167H163V168H164ZM175 167H176V166H175ZM213 167H214V166H213ZM224 167H226V166H224ZM227 167L229 168V166H227ZM235 167H236V166H235ZM238 167H239V165H238ZM250 167H251V166H250ZM72 168H73V167H72ZM75 168H76V167H75ZM75 168H73V169H75ZM138 168H139V167H138ZM144 168H146V166H145ZM147 168H148V165H147ZM166 168H168L167 165H166ZM176 168H177V167H176ZM176 168H175V170H174L173 168H172V169H173L174 171H176ZM243 168H244V167H243ZM113 169H114V168H113ZM125 169H126V168H125ZM150 169H151V168H150ZM153 169H154V168H153ZM153 169H151V170L153 171ZM155 169H156V167H155ZM155 169H154V171H155ZM158 169H159V168H158ZM158 169H157V170H158ZM164 169H165V168H164ZM169 169H170V168H169ZM220 169H221V168H220ZM233 169H234V168H233ZM240 169H242V168L240 167ZM128 170H129V169H127V170H125V171L127 172ZM131 170H132V169H130V171H131ZM134 170H135V169H134ZM137 170H138V169H137ZM141 170H142V168H141ZM141 170H140V171H141ZM151 170H149V174H151V173L153 174V173H154V172H151ZM179 170H180V169H179ZM244 170H245V169H244ZM75 171H76V170H75ZM120 171H121V170H120ZM122 171H123V170H122ZM132 171H133V170H132ZM135 171H136V170H135ZM145 171H146V170H145ZM165 171H166V169H165ZM188 171H189V170H188ZM94 172H95V171H94ZM116 172H117V171H116ZM133 172H134V171H133ZM133 172H131V175H132V176H133V174H132ZM147 172H148V171H147ZM147 172H146V173H147ZM150 172H151V173H150ZM167 172H168V171H167ZM193 172H194V171H193ZM224 172H225V171H224ZM118 173H119V172H118ZM121 173H122V172H121ZM128 173H129V172H128ZM134 173H135V172H134ZM139 173H140V172H139ZM175 173H176V172H174V174H175ZM189 173H190V171H189ZM197 173H198V172H197ZM237 173H238V172H237ZM116 174H117V173H116ZM119 174H120V173H119ZM119 174H117V175H119ZM129 174H130V173H129ZM135 174H136V173H135ZM135 174H134V175H135ZM137 174H138V172H137ZM152 174H151V177L154 175V174H153V175H152ZM176 174H177V173H176ZM185 174H186V173H185ZM232 174H233V173H232ZM239 174H240V173H239ZM103 175H104V173H103ZM124 175H125V174H124ZM126 175H127V174H126ZM145 175H146V174H145ZM161 175H162V174H161ZM166 175H168V174H166ZM172 175H173V174H172ZM188 175H190V174H188ZM192 175H193V174H192ZM227 175H228V174H227ZM256 175H257V174H256ZM119 176H120V175H119ZM139 176H141V174H139ZM139 176L137 177V175H135V179H136V177L139 178ZM142 176H143V172H142ZM142 176H141V177H142ZM148 176H149V175H147V177H148ZM156 176H157V175H156ZM183 176H184V175H183ZM186 176H187V175H186ZM223 176H224V175H223ZM115 177H116V176H115ZM122 177H123V176H122ZM125 177H126V176H124L123 179H125ZM129 177H130V176H129ZM129 177H128V178H129ZM133 177H134V176H133ZM133 177H131V178H133ZM144 177L146 178V176H144ZM154 177H155V176H154ZM154 177H152V178L154 179ZM174 177H175V175H174ZM227 177H228V176H227ZM227 177H226V178H227ZM113 178H114V177H113ZM116 178H117V177H116ZM120 178H121V177H120ZM128 178H127V179H128ZM164 178H165V177H164ZM191 178H192V177H191ZM228 178H229V177H228ZM259 178H261V180H262L264 177L262 178L261 176H259L258 179H259ZM69 179H70V178H69ZM72 179H73V178H72ZM127 179H126V180H127ZM141 179H142V178H140V180H141ZM147 179H148V178H147ZM149 179H150V178H149ZM149 179H148V182H149ZM224 179H225V177H224ZM244 179H245V178H244ZM40 180H41V179H40ZM136 180H137V179H136ZM154 180H155V179H154ZM161 180H162V179H161ZM161 180H160V181H161ZM173 180H174V179H173ZM201 180H202V179H201ZM68 181H69V180H68ZM141 181H142V180H141ZM146 181H147V180H146ZM157 181H158V180H157ZM220 181H221V179H220ZM228 181H229V180H228ZM228 181H226V182H228ZM239 181H240V180H239ZM255 181H258V180L255 179ZM262 181H263V180H262ZM262 181H261V183H262ZM64 182H65V181H64ZM123 182H124V181H123ZM150 182H151V181H150ZM172 182H173V181H172ZM181 182H182V181H181ZM181 182H180V183H181ZM203 182H204V181H203ZM224 182H225V180H224ZM243 182H244V181H243ZM66 183H67V182H66ZM70 183H71V182H70ZM73 183H74V182H73ZM127 183H128V182H127ZM129 183H130V182H129ZM140 183H141V182H140ZM144 183L146 184V182H144ZM152 183H153V182H151L150 184H152ZM157 183H158V182H157ZM161 183H162V182H161ZM244 183H245V182H244ZM244 183H242V184H244ZM256 183H257V182H256ZM259 183H260V181H259ZM259 183H258V184H259ZM50 184H51V183H50ZM97 184H98V183H97ZM164 184H165V183H164ZM177 184H178V183H177ZM181 184H182V183H181ZM240 184H241V183H240ZM253 184H254V183H253ZM258 184H257V185L255 184V185L258 186ZM111 185H112V184H111ZM141 185H142V183H141ZM141 185H140V186H141ZM147 185H149V184H147ZM155 185L157 186V184H154V183H153V186H155ZM160 185H161V184H160ZM166 185H169V184L166 183ZM166 185H162L161 187L164 188V186H166ZM170 185H171V184H170ZM185 185H186V188H187V183L184 184L182 187H184ZM191 185H192V184H191ZM203 185H204V184H203ZM255 185H254V187H255ZM116 186H117V185H116ZM120 186H122V185H120ZM127 186H128V185H127ZM132 186H133V185H132ZM156 186H155V187H156ZM204 186H205V185H204ZM47 187H49V186H47ZM61 187H62V186H61ZM70 187H71V186H70ZM124 187H125V186H124ZM142 187H143V186H142ZM148 187H149V186H148ZM148 187H147V188H148ZM158 187H160V186H158ZM158 187H157V189H158ZM161 187H160V189H162ZM168 187H169V186H168ZM180 187H181V186H180ZM191 187H193V186H191ZM194 187H195V186H194ZM55 188H56V186H55ZM58 188H59V187H58ZM126 188H127V187H126ZM126 188H125V189H126ZM129 188H130V187H129ZM133 188H135V187H132V189H133ZM170 188H171V187H170ZM206 188H207V187H206ZM235 188H236V187H235ZM241 188H242V187H241ZM246 188H247V187H246ZM8 189H9V188H8ZM112 189H113V187H112ZM114 189H115V188H114ZM118 189H119V188H117L116 191H117ZM122 189L124 190L123 187H122ZM139 189H140V188H139ZM139 189H138V190H139ZM148 189H149V188H148ZM157 189H156V191H160V190H157ZM168 189H169V188H168ZM226 189H227V188H226ZM239 189H240V188H239ZM128 190H129V189H128ZM130 190H131V189H130ZM152 190H155V189L152 188ZM164 190H165V189H164ZM178 190H179V189H178ZM180 190L182 191V189H180ZM183 190H184V189H183ZM201 190H202V189H201ZM247 190H248V189H247ZM258 190H259V189H258ZM258 190H257V191H258ZM64 191H65V190H64ZM111 191H112V190H111ZM111 191H110V192H111ZM114 191H115V190H114ZM124 191H125V190H124ZM133 191H134V190H133ZM141 191H142V190H141ZM143 191H145V189H144ZM150 191H151V190H150ZM166 191H168V190H166ZM174 191H175V190H174ZM186 191H187V190H186ZM186 191H185V192H186ZM203 191H204V190H203ZM207 191H208V190H206V192H207ZM226 191H227V190H226ZM240 191H241V190H240ZM245 191H246V190H245ZM251 191L254 192V188H253V190L251 189ZM259 191H260V190H259ZM259 191H258V192H259ZM131 192H132V190H131ZM135 192H136V188H135ZM145 192H146V191H145ZM148 192H149V191H148ZM148 192H147V194H148ZM152 192H153V191H152ZM163 192H164V191H163ZM176 192H177V191H176ZM178 192H179V191H178ZM195 192H196V191H195ZM209 192H210V190L208 191V194L210 195ZM253 192H252V193H253ZM255 192H256V191H255ZM258 192H256V194L253 193V194L255 195V197H257L256 195H257ZM260 192H262V191H260ZM260 192H259V193H260ZM263 192H264V191H263ZM263 192H262V193H263ZM44 193H45V192H44ZM61 193H62V192H61ZM69 193H71V191H69ZM112 193H113V191H112ZM119 193H122V194H123V192H121V190H120ZM124 193H126V191H125ZM137 193H138V192H137ZM153 193H154V192H153ZM153 193H152V194H153ZM155 193L158 194V192H155ZM165 193H166V192H165ZM165 193H164V194H165ZM172 193H173V192H172ZM196 193H197V192H196ZM245 193H246V192H245ZM248 193H249V192H248ZM250 193H251V192H250ZM259 193H258V198H259ZM110 194H111V193H110ZM127 194H128V192H127ZM130 194H133V193H129V195L127 196L128 198L126 197L127 200L129 199V201H130V197H129ZM135 194H136V193H135ZM144 194H145V193H144ZM144 194H143V195H144ZM147 194H146V195H147ZM149 194H150V192H149ZM159 194H160V197H161V196H162L161 194H163V193H160V192H159ZM159 194H158V195H159ZM164 194H163V195H164ZM166 194L168 195V194H170V193L167 192ZM212 194H213V193H212ZM237 194H238V193H237ZM253 194H252V195H253ZM263 194H264V193H263ZM33 195H34V194H33ZM115 195L117 196V195H120V194H117V192H116V194H114V196H115ZM138 195H139V193H138ZM138 195H137V196H138ZM158 195H157V196H158ZM170 195L172 196V194H170ZM175 195H176V193H175ZM180 195H182V194H180ZM197 195H198V194H197ZM238 195H239V194H238ZM246 195H248V194H246ZM246 195H244V196L246 197ZM254 195H253V196H254ZM64 196H65V195L62 196V197H63V198H62L63 201H64V198H67L66 196H65V197H64ZM70 196H71V195H69V197H70ZM102 196H103V195H102ZM116 196H115V197H116ZM137 196H136V197H137ZM140 196L143 197L141 193H140ZM150 196H151V200H150V202H151V201H152V198H153L152 196H154V195H150ZM171 196H170V197H171ZM176 196H178V194H177ZM231 196H232V195H231ZM231 196H230V197H231ZM242 196H243V195H242ZM250 196H251V195H250ZM262 196H263V195H262ZM32 197H33V196H32ZM34 197H35V196H34ZM69 197H68V198H69ZM106 197H107V193H106ZM132 197H133V196H132ZM134 197H135V196H134ZM155 197H156V195H155ZM160 197H159V199H160ZM165 197H166V196H164L163 198H165ZM108 198H109V197H108ZM113 198H114V197H113ZM124 198H125V196H124ZM147 198H148V197H147ZM190 198H191V197H190ZM193 198H195V197H193ZM206 198H207V196H206ZM247 198H249V195H248ZM251 198H252V197H251ZM262 198H263V197H262ZM37 199H39V198H37ZM37 199H35V200H37ZM40 199H41V198H40ZM110 199H112V198H110ZM116 199H118V198H116ZM122 199H123V198H122ZM135 199H136V198H135ZM148 199H150V198H148ZM159 199H158V200H159ZM170 199H171V198H170ZM172 199H173V198H172ZM178 199H179V197H178ZM230 199H231V198H230ZM255 199H256V198H255ZM255 199L253 198V200H255ZM260 199H261V196H260ZM263 199H264V198H263ZM263 199H262V200H263ZM31 200H32V199H31ZM56 200L58 201V199H56ZM59 200H61V199H59ZM107 200H109V199H107ZM140 200L143 201V199H140ZM155 200H157V199L155 198ZM155 200H154V201H155ZM175 200H176V198H175ZM179 200H180V199H179ZM179 200H178V201H179ZM205 200H208V199H205ZM224 200H225V199H223V201H224ZM232 200H233V199H232ZM28 201H30V199H28ZM67 201H68V200H67ZM73 201H74V200H73ZM112 201H113V200H112ZM114 201H115V199H114ZM123 201H124V199H123ZM154 201H152V202H153V205H154ZM162 201H164V200H162ZM166 201H168V200H166ZM172 201H173V200H172ZM187 201L191 203V201H194V200L191 199V201L186 200V202H187ZM221 201H222V200H221ZM242 201H243V200H242ZM40 202H41V200H40ZM58 202H59V201H58ZM64 202H66V200H65ZM108 202H109V201H108ZM116 202H117V204L120 203V202H118V200H116ZM124 202H126V199H125ZM127 202H128V201H127ZM127 202H126V203H127ZM136 202H137V201H136ZM136 202H135V205H137ZM164 202H165V201H164ZM168 202H169V201H168ZM174 202L177 203L176 201H174ZM181 202H182V201H181ZM181 202H179V203H181ZM199 202H200V201H199ZM211 202H212V201H211ZM211 202H210V203H211ZM213 202H214V200H213ZM226 202H227V200H226ZM233 202H234V201H233ZM244 202H245V201H244ZM258 202H259V201H257V204H258ZM262 202H263V201H262ZM29 203L31 204V202H29ZM34 203H35V202H34ZM68 203H69V201H68L66 204H68ZM74 203H75V202H74ZM109 203L111 204V202H109ZM122 203H123V202H122ZM122 203H121L120 205H122ZM144 203H145V200H144ZM160 203H161V202H160ZM162 203H163V202H162ZM172 203H173V202H172ZM215 203H216V202H215ZM246 203H248V202L246 201ZM59 204H60V203H59ZM64 204H65V203H64ZM71 204H72V203H71ZM107 204H108V203H107ZM110 204H109V207H110ZM115 204H116V203H115ZM117 204H116V205H117ZM123 204H125V203H123ZM127 204H128V203H127ZM127 204H126V206L129 207V204H128V205H127ZM138 204H141V203H138ZM147 204H148V202H147ZM156 204H159V203H156ZM156 204H155V206H156ZM163 204L165 205V203H163ZM163 204H162V205H163ZM166 204H167V203H166ZM177 204H178V203H177ZM182 204H183V203H182ZM185 204L189 205V207L191 208V206H190L189 203H184V205H183L182 207L186 206ZM226 204H227V203H226ZM243 204H244V203H243ZM32 205H33V207H34V205H37V204H32ZM112 205H113V204H112ZM118 205H119V204H118ZM118 205H117V206H118ZM160 205H161V204H160ZM160 205H159L158 207H160ZM173 205H174V204H173ZM195 205H196V204H195ZM197 205H198V204H197ZM237 205H238V204H237ZM244 205H245V204H244ZM29 206H30V205H29ZM38 206H40V204H39ZM38 206H37V207H38ZM59 206H60V205H59ZM59 206H58V207H59ZM61 206L63 207V204H62ZM64 206H65V205H64ZM113 206H114V205H113ZM124 206H125V205H124ZM126 206H125V207H126ZM140 206H141V205H140ZM142 206H143V205H142ZM142 206H141V207H142ZM148 206H149V205H148ZM148 206H147V208H148ZM151 206H152V205H151ZM180 206H181V205H180ZM217 206H218V205H217ZM221 206H222V205H221ZM262 206H263V205H262ZM35 207H36V206H35ZM37 207H36V208H37ZM107 207H108V205H107ZM109 207H108V208H109ZM115 207H116V206H115ZM120 207L123 208L122 206H120ZM120 207L118 206L119 209H120ZM128 207H127L126 209H128ZM138 207H139V205H138ZM141 207H140V208H141ZM153 207H154V206H153ZM163 207H164V206H163ZM167 207H168V206H167ZM169 207H171V205H170ZM173 207H174V206H172V209L170 208L171 211L173 210ZM175 207H176V206H175ZM177 207H178V206H177ZM189 207L187 206V209H188ZM196 207H197V206H196ZM198 207H199V206H198ZM201 207H202V206H201ZM207 207H208V206H207ZM228 207H229V206H228ZM237 207H238V206H237ZM252 207H253V206H252ZM30 208H31V207H30ZM40 208H42V207L40 206ZM56 208H57V207H55V209H56ZM63 208H64V207H63ZM118 208H117V209H118ZM145 208H146V207H145ZM145 208H144V209H145ZM154 208H155V207H154ZM161 208H162V207H161ZM190 208H189V209H190ZM199 208H200V207H199ZM37 209H39V207H38ZM37 209H36V210H37ZM51 209H52V207H51ZM55 209H54V206H53V210H52L53 213L55 212V211H54ZM61 209H62V208L60 207V211H58V208H57V212H60V213H61ZM65 209H67V208H65ZM113 209H115V208H113ZM117 209H116V211L119 210V209H118V210H117ZM124 209H125V208H124ZM124 209H123V211H124ZM126 209H125V211H126ZM132 209H133V208H132ZM137 209H138V208H137ZM141 209H142V208H141ZM152 209H153V208H152ZM158 209H159V208H158ZM164 209H165V207H164ZM164 209H163V210H164ZM166 209H167V208H166ZM177 209H178V208H177ZM177 209H176V210H177ZM182 209H183V208L180 207V210H181V211L184 210V209H183V210H182ZM187 209H186L185 211H187ZM191 209L193 210V209H195V208H191ZM203 209H204V208H203ZM233 209L236 210V208H233ZM256 209H257V208H256ZM261 209H262V208H261ZM146 210H147V209H146ZM146 210H145V211H146ZM149 210H150V209H148V211H149ZM154 210H156V209H154ZM176 210H174V211H176ZM192 210H191V213H190V212H189V213L187 212L188 215H185L186 217H184V218H180V217H179V218H180V219H183V220L185 219L186 221H187V219L189 218V220H190V218L194 216V215L190 216V214H192ZM204 210H205V209H204ZM237 210H239V209H237ZM237 210H236V211H237ZM242 210H243V209H242ZM32 211H33V210H32ZM40 211H41V209H40ZM52 211H51V212H52ZM108 211L110 212V209H109ZM125 211H124V212H125ZM131 211H132V210H131ZM139 211H140V210H139ZM139 211H138V212H139ZM142 211H143V210H142ZM145 211H144V212H145ZM151 211H153V210H150V213H151ZM160 211H161V209H160ZM165 211H166V210H165ZM168 211H169V209H168ZM178 211H179V210H178ZM181 211H179V212L177 213V215H179V216L182 215L183 212H181ZM189 211H190V210H189ZM194 211H195V210H194ZM200 211H201V210H200ZM200 211H199V212H200ZM202 211H203V210H202ZM214 211H215V210H214ZM236 211H235V212H236ZM257 211H258L259 213H258V212H257V213L255 212L256 214H261L260 212H261V211L264 212V209L261 210V211L258 209ZM19 212H20V211H19ZM37 212H38V211H37ZM63 212H64V211H63ZM69 212H70V211H69ZM111 212H112V211H111ZM121 212H122V211H121ZM121 212H120V214H121ZM127 212H128V211H127ZM156 212H159V210L156 211ZM162 212H163V211H162ZM172 212H173V211H172ZM172 212H171V213H172ZM196 212L198 213V211H196ZM196 212H195V213H196ZM221 212H222V211H221ZM221 212H220V214H221ZM227 212H229V211H226L225 214H226ZM231 212H232V210H231ZM252 212H254V211L252 210ZM31 213H32V212H31ZM41 213H42V212H41ZM53 213H52V214H53ZM60 213H59V215H60ZM77 213H78V212H77ZM103 213H104V214H107L108 212H107V213H106V212H103ZM113 213H115V211H114ZM117 213H118V212H117ZM117 213H116V214H117ZM140 213H141V212H140ZM140 213H139V214H140ZM142 213H143V212H142ZM154 213H155V212H154ZM154 213H153V214H154ZM179 213H180V214H179ZM187 213H186V214H187ZM197 213H196L195 215H197ZM207 213H208V214H207ZM210 213H211V211H210ZM212 213L214 214V212H212ZM222 213L224 214V212H222ZM240 213H241V212H240ZM44 214H46V213L44 212ZM52 214H49V215L51 216ZM56 214H57V213H56ZM63 214L65 215V213H63ZM136 214H137V213H136ZM148 214H149V212H148ZM151 214H152V213H151ZM153 214H152V215H153ZM162 214H163V213H162ZM173 214H174V213H172V215H173ZM175 214H176V213H175ZM184 214H185V212H184ZM184 214H183V215H184ZM199 214H200V213H199ZM204 214H207L206 216H208V215L211 216V215H212V214H211V215L209 214V211L206 212V213L204 212ZM204 214H202L201 217H202ZM220 214H219V216H220ZM241 214H242V213H241ZM241 214H240V215H241ZM244 214H245V213H244ZM249 214H250V213H249ZM249 214L247 215V218H248ZM253 214H254V213H253ZM263 214H264V213H262L261 215H263ZM24 215H26V214H24ZM37 215H39V217H41V216H40L41 214H38V213H36L35 217H36ZM57 215H58V214H57ZM75 215H76V214H75ZM109 215H110V214H109ZM112 215H113V214H112ZM114 215H115V214H114ZM114 215H113V218L115 217ZM131 215L134 216V214H131ZM131 215H130V217L133 218ZM137 215H138V214H137ZM144 215H146V212H145ZM144 215H143V216H144ZM154 215H156V214H154ZM216 215H217V213H216ZM226 215H227V214H226ZM232 215H233V214H232ZM238 215H239V214H238ZM240 215H239V216H240ZM261 215H260V216H261ZM50 216H49L48 219L53 218L52 216H51V217H50ZM61 216H62V214H61ZM61 216H60V217H61ZM96 216H97V215H96ZM106 216H107V215H105V217H106ZM110 216H111V215H110ZM110 216H109V217H110ZM116 216H117V215H116ZM140 216H141V215H140ZM160 216H161V213H160V215H159V219H158V217L156 216L158 220H161ZM163 216H164V215H163ZM163 216H162V217H163ZM169 216H171V215H169ZM169 216H167V217H169ZM188 216H190V217H188ZM199 216H200V215H199ZM199 216H196V217L199 218ZM206 216H205V217H206ZM221 216H222V214H221ZM230 216H231V215H230ZM263 216H264V215H263ZM42 217H44V215H43ZM57 217H58V216H57ZM73 217H74V216H73ZM109 217H108V218H109ZM122 217H123V216H122ZM125 217H126V216H125ZM125 217H123V218H125ZM148 217H149V215H148ZM148 217H147V218H148ZM156 217H155V218H156ZM174 217L176 218L177 216H176V215L173 216V219H172V220H174ZM187 217H188V218H187ZM196 217H195V218H196ZM201 217H200V221L202 222L201 219H203V218H201ZM215 217H218V216H215ZM224 217H225V216H224ZM224 217H223V218H224ZM243 217H244V216H243ZM250 217H251V216H250ZM258 217H259V216H258ZM29 218H30V217H29ZM45 218L47 219L46 216H45ZM54 218H55V217H54ZM61 218H62V217H61ZM61 218H60V220H61ZM69 218H70V217H69ZM135 218H136V217H135ZM137 218L140 219L141 217L137 216ZM142 218H143V217H142ZM142 218H141V219H142ZM144 218H145V217H144ZM171 218H172V217H171ZM193 218H194V217H193ZM195 218H194V219H195ZM223 218H222V220H224ZM228 218H229V215H228ZM232 218H233V217H232ZM236 218H237V216H236ZM241 218H242V215H241ZM241 218H239V219H241ZM245 218H246V216H245ZM253 218H254V217H253ZM263 218H264V217H263ZM38 219H40V218H38ZM42 219H44V218H42ZM48 219H47V220L44 219V220H45V221H48ZM58 219H59V218H58ZM166 219H167V218H166ZM176 219H177V222H176V220H174L176 223L180 222L179 219H178V217H177ZM196 219H197V218H196ZM237 219H238V218H237ZM237 219H235V221H236ZM249 219H250V218H249ZM257 219H258V218H257ZM53 220H54V219H53ZM53 220H52V221H53ZM102 220H103V219H102ZM104 220H105V218H104ZM133 220L135 221V219H132V221H133ZM158 220H157V221H158ZM189 220H188V221H189ZM191 220H192V219H191ZM191 220H190V221H191ZM203 220H204V219H203ZM206 220H207V219H206ZM213 220H214V219H213ZM222 220H221V221H222ZM225 220H226V217H225ZM229 220H230V219H229ZM242 220L245 221L244 218H242ZM242 220H241L240 222H242ZM0 221H1V220H0ZM52 221H51V222H52ZM55 221H57V220H55ZM93 221H94V220H93ZM109 221H110V220H109ZM111 221L113 222V219H111ZM111 221H110V222H111ZM114 221H115V220H114ZM118 221H119V220H118ZM143 221H144V220H143ZM143 221H141V222L144 223ZM157 221H156V222H157ZM165 221H166V220H165ZM167 221H168V219H167ZM167 221H166V223H167ZM194 221H195V220H193V222H194ZM200 221H199V223H200ZM207 221H208V220H207ZM221 221H220V222H221ZM237 221H238V220H237ZM2 222H3V221H2ZM40 222H41V224H42V221H41V220H40ZM40 222H38L39 225H40ZM49 222H50V220H49ZM59 222H60V221H59ZM130 222H131V219H130ZM139 222H140V221H139ZM139 222H138V223H139ZM169 222H170V219H169ZM169 222H168V223H169ZM191 222H192V221H191ZM217 222H218V221H217ZM225 222H226V221H225ZM44 223H45V222H44ZM99 223H100V222H99ZM104 223H105V222H104ZM118 223H119V222H118ZM124 223H125V221H124ZM142 223H141V224H142ZM159 223H160V221H159ZM163 223H164V222H163ZM170 223H171V222H170ZM181 223H182V221H181ZM181 223H180V224H181ZM183 223H184V222H183ZM189 223H190V222H189ZM197 223H198V222H197ZM199 223H198V225H199ZM226 223H229V222H226ZM237 223H238V222H237ZM248 223H249V222H248ZM252 223H253V222H252ZM263 223H264V222H263ZM35 224H36V223H35ZM100 224H101V223H100ZM108 224H109V223H108ZM126 224H128V222H127ZM146 224H148V223H146ZM153 224H154V223H153ZM171 224H172V223H171ZM180 224H179V227H178V228H180V226H183L185 223H184L183 225H182V224L180 225ZM202 224H203V223H202ZM204 224H205V223H204ZM215 224H217V223H215ZM238 224H239V223H238ZM245 224H246V223H245ZM255 224H256V223H255ZM5 225H6V224H5ZM36 225H37V224H36ZM36 225H35V226H36ZM57 225H58V224H57ZM103 225H104V224H103ZM111 225H113V224H111ZM131 225H132V224H130V226H131ZM138 225H139V224H138ZM160 225H161V224H160ZM164 225H165V224H163L162 226H164ZM190 225H191V224H190ZM200 225H201V224H200ZM200 225H199V226H200ZM239 225H240V224H239ZM243 225H244V224H243ZM243 225H242V226H243ZM263 225H264V224H263ZM263 225H262V226H263ZM40 226H42V225H40ZM43 226H44V224H43ZM43 226H42V227H43ZM101 226H102V225H101ZM101 226H100V227H101ZM106 226H107V224H106ZM144 226H145V225H144ZM147 226H148V225H147ZM151 226H152V225H151ZM165 226H166V225H165ZM165 226L163 227L164 229L167 228V226H166V228H165ZM169 226H171V225L169 224ZM201 226H202V225H201ZM210 226H211V224H210ZM258 226H259V225H258ZM107 227H108V226H107ZM132 227H133V226H132ZM142 227H143V225H142ZM154 227H156V226H154ZM174 227H175V228H174ZM190 227H191V226H190ZM208 227H209V226H208ZM214 227H215V226H214ZM60 228H61V227H60ZM98 228H99V227H98ZM108 228H109V227H108ZM123 228H124V227H123ZM146 228H147V227H146ZM148 228H149V226H148ZM161 228H162V227H161ZM161 228H160V229H161ZM172 228H173V229H177V224H175V226H174V224H173V226L171 227V229H172ZM197 228H198V227H197ZM224 228H225V227H224ZM260 228H261V226H260ZM39 229H40V228H39ZM41 229H42V228H41ZM41 229H40V230H41ZM61 229H62V228H61ZM106 229H107V228H105L103 231L105 232ZM114 229H115V228H114ZM130 229H131V228H130ZM141 229H142V228H141ZM144 229H145V228H144ZM155 229H156V228H155ZM160 229H158V230H160ZM168 229H169V227H168ZM181 229H182V228H181ZM222 229H223V228H222ZM55 230H56V229H55ZM100 230H101V229H100ZM109 230H110V228H109ZM125 230H126V229H125ZM142 230H143V229H142ZM158 230H156V231H158ZM161 230L163 231V229H161ZM199 230H200V229H199ZM205 230H206V229H205ZM223 230H224V229H223ZM37 231H38V229H37ZM110 231H111V230H110ZM167 231H168V230H167ZM197 231H198V230H197ZM104 232H103V233H104ZM108 232H109V231H108ZM145 232H146V231H145ZM148 232H149V230H148ZM140 233H141V232H140ZM142 233H143V232H142ZM146 233H147V232H146ZM146 233H145V234H146ZM154 233L156 234V232H154ZM157 233H158V232H157ZM159 233H161V232H159ZM111 234H112V233H111ZM145 234H144V235H145ZM150 234H151V232H150ZM155 234H154V235H155ZM176 234H177V233H176ZM218 234H219V233H218ZM103 236H104V235H103ZM112 236H113V235H112ZM140 236H141V235H140ZM148 236H149V235H148ZM142 237H143V236H141V238H142ZM144 237H145V236H144ZM2 238H3V237H2ZM148 238H149V237H148ZM155 238H156V237H155ZM9 239H10V238H9ZM25 239H26V238H25ZM1 240H2V239H1ZM5 240H6V239H5ZM2 241H3V240H2ZM117 241H118V240H117ZM10 242H11V241H10ZM75 243H76V242H75ZM5 244H6V243H5ZM250 245H251V244H250ZM6 246H7V245H6ZM25 246H26V245H25ZM3 248H4V247H3ZM0 249H1V248H0ZM71 249H72V248H71ZM15 251H16V250H15ZM1 253H2V251H1ZM0 255H1V254H0ZM235 258H236V256H235ZM240 258H241V257H240ZM250 258H251V257H250ZM243 259H244V258H243ZM240 260H241V259H240ZM209 261H210V260H209ZM241 261H242V260H241ZM248 261H249V260H248ZM249 262H251V260H250ZM210 263H211V262H210ZM242 263H246V262L244 261V262H242ZM188 264H189V263H188ZM250 264H251V263H250ZM258 264H259V263H258Z\"/></svg>","mask_w":264,"mask_h":264}]
</instances>
